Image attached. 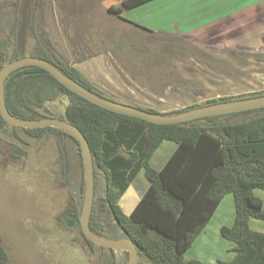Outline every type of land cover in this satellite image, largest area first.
<instances>
[{"label":"rangeland","instance_id":"rangeland-1","mask_svg":"<svg viewBox=\"0 0 264 264\" xmlns=\"http://www.w3.org/2000/svg\"><path fill=\"white\" fill-rule=\"evenodd\" d=\"M200 1L186 0L167 13V4L161 3L165 0H152L122 13L158 33L157 39L107 12L120 0H0V41L12 36L9 48L23 45L29 52L35 43L29 33L33 20L41 44L55 47L107 94L164 113L264 91V0L247 10L242 6L255 0H237L236 5ZM71 6L79 11L75 16ZM64 8L67 25L61 21ZM75 29L86 53L94 54L81 62L74 61L69 41ZM168 37L191 45L178 51L175 46L182 44ZM199 88L202 93L193 92ZM62 103L64 96L49 106ZM169 153V143H163L153 158L161 162ZM82 170L78 145L70 137H34L22 127L0 124V243L9 264H123L121 251L92 248L80 232ZM146 183L140 172L127 198H136ZM254 193L264 204V190ZM70 206L78 217L60 220L59 214ZM121 206L126 213L131 209L126 203ZM234 215L233 198L227 194L213 221L229 226ZM249 225L264 232V218H252Z\"/></svg>","mask_w":264,"mask_h":264},{"label":"trees","instance_id":"trees-1","mask_svg":"<svg viewBox=\"0 0 264 264\" xmlns=\"http://www.w3.org/2000/svg\"><path fill=\"white\" fill-rule=\"evenodd\" d=\"M150 1L120 0L118 4L108 6L107 12L161 39L158 33L122 15L124 11ZM75 6L78 5L75 3ZM71 7V16L79 13ZM63 13L61 21L67 25L65 8ZM75 32V38L71 37L69 41L74 61L81 62L94 54L86 53L80 42L81 35L77 29ZM29 33L35 41L29 52L23 45L9 48L13 44L12 36L0 41V68L24 56L43 58L89 90L120 102L84 76L55 47L41 44L33 20L29 23ZM168 38L182 44L175 46L181 52L185 49L183 46L189 44L177 37ZM193 92L200 94L203 90L193 89ZM257 95H264V91L207 100L165 114ZM63 96L66 103H62L61 108L49 106ZM4 98L9 113L15 117H54L80 129L91 151L94 172L89 227L100 236L130 239L138 253V264H204L198 259H186L184 253L228 193L233 197L235 215L232 225L220 227V234L233 242L235 255L221 264H264V232L249 225L252 218H264L263 201L254 193L255 189L264 190V106L176 124H155L100 107L72 92L48 71L35 65L17 68L6 77ZM0 124L10 125L1 115ZM24 130L34 137L68 136L78 145L81 156L77 140L59 128L45 126ZM165 139L175 142L176 147L164 165L154 169L149 159ZM59 158L62 161L61 155ZM139 171H143L149 185L126 215L119 200ZM76 214L78 217L75 206H70L59 214V219ZM80 232L90 247L104 248L88 240L81 228ZM121 252L123 264H128L129 252ZM0 264H9L8 252L1 243Z\"/></svg>","mask_w":264,"mask_h":264},{"label":"water","instance_id":"water-1","mask_svg":"<svg viewBox=\"0 0 264 264\" xmlns=\"http://www.w3.org/2000/svg\"><path fill=\"white\" fill-rule=\"evenodd\" d=\"M27 65H35L45 69L66 88L100 107L117 113L138 117L155 124H176L201 117L232 113L264 106V95H257L208 103L173 114L155 113L134 105L116 102L105 98L81 85L79 82L63 73L54 64L43 58L24 56L8 62L0 68L1 117L8 124L22 128H39L45 126L56 127L65 131L77 140L81 151L84 177V197L79 216L80 228L88 240L99 246L129 252L130 258L128 264H138V253L134 243L130 239L100 236L92 232L89 227V218L94 198V172L91 151L88 142L80 129L59 118L45 117L39 119H22L9 113L4 98V81L13 70Z\"/></svg>","mask_w":264,"mask_h":264},{"label":"crops","instance_id":"crops-1","mask_svg":"<svg viewBox=\"0 0 264 264\" xmlns=\"http://www.w3.org/2000/svg\"><path fill=\"white\" fill-rule=\"evenodd\" d=\"M202 1H206V0H201L200 2H202ZM257 1H260V0H255V1H252V2L250 1L249 3H246L245 5L242 6L243 7L242 9H246L247 10V7H249V6L253 7L252 5L257 4V3H255ZM214 2L217 3V4H228V5H232V4L236 5L237 4V3H235V2H237V0H214ZM161 3H166L167 4L166 5V7H167V13H170L172 11V8H173L174 5H177L179 3L180 4H183V5H186L187 2H186V0H180V1H178V0H165V2H161ZM262 5L264 6V4H262ZM237 9H233V10L230 9V11L231 12L234 11L232 13L237 14L238 13V10ZM203 13L204 12H202L201 14H203ZM163 143H169V145H170V153H169V155H167V157L164 160H162L161 162H158L157 160H155L153 158L154 157V153L163 145ZM175 147H176L175 142H173L171 140H167V139L163 140L159 144V146L157 147V149L151 155V157L149 159L150 165L154 169H160L164 165V163L166 162V160L168 159V157L171 155V153L173 152V150L175 149ZM155 163H157V164L155 165ZM140 172L143 173V171H139L138 174H140ZM137 175H136V177H137ZM136 177L130 183V185L135 182ZM130 185H129V187H130ZM148 185H149V182L147 181L145 187L144 188L142 187L141 191H139L138 193H136V196H137L136 198H134L132 196H129V198H127L128 191H129V187L122 194V196H121V198L119 200L120 208L122 207L121 209L125 210V208L123 206H121V204H123L125 206V203H126V206H128L127 207V210H129L131 208L129 211H127L128 213L123 212L124 214L127 215V214H129L133 210V208L135 207V205L137 204V202L142 197V195L145 192V190L148 187ZM228 194H230V193H228ZM222 200H221V202H222ZM221 202L217 206L214 214L212 215L211 219L206 224V226L204 227V229L201 231V233L196 237V239L194 240V242L192 243V245L184 253V257L186 259H193V258L194 259H198V260L202 261L204 264H221L222 261H228V260H230V259H232L234 257L235 252L232 250V248L234 246L233 242H231L229 240H226V241H229V242H223V240H222L223 237L220 234V227L222 225H225V223H222V221L221 222H218V223H214V221H213L214 216L216 215L217 211L219 210V208L221 206ZM263 207H264V204H263ZM232 223H233V221H232ZM232 223H231V225H232ZM221 241H222V243H226V244H223L224 245L223 246L224 247V250H221L220 249V245H222ZM223 251H224V253L225 252L226 253L228 252L229 254H226L225 256H223L222 255L223 254Z\"/></svg>","mask_w":264,"mask_h":264}]
</instances>
